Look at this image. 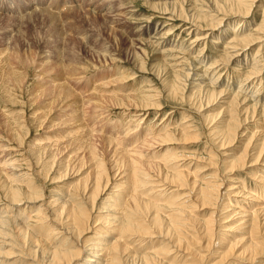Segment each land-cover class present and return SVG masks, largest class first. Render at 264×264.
I'll return each instance as SVG.
<instances>
[{"label": "rangeland", "instance_id": "obj_1", "mask_svg": "<svg viewBox=\"0 0 264 264\" xmlns=\"http://www.w3.org/2000/svg\"><path fill=\"white\" fill-rule=\"evenodd\" d=\"M211 1L0 0V58L5 55L3 59H10L6 61L8 69L2 74L5 75L3 82L0 79V160L19 159L5 173L14 177L29 174L40 188L33 195H43L49 201L59 194L74 191L77 184L88 180L92 170L87 164L76 165L67 173L58 174L60 164L54 169H45L43 158L42 161L36 158L28 148L34 145L57 147V160L66 152L63 160L68 164L77 153H73L74 148L66 151L65 146H72L71 135L79 130L81 134L77 138L88 133L86 135L94 139L96 135L95 143L100 147L103 142L104 148L113 145L122 151L143 148V152L139 150L141 156L138 155L141 158L145 155L139 172L132 169L129 157L125 160L128 164L117 161L116 156L111 160L105 157L104 168L111 188L100 192L93 220L101 216L103 208L111 205L117 194L114 190H118L113 187L118 180L121 181L119 190L128 188L136 180L140 191L143 188L144 191L163 190L164 201L172 200L174 205L188 201L190 207L185 203L189 209L187 214H191L195 224L191 223L192 230L201 232V225L217 214L219 238L215 237L212 251L207 252L203 248L205 242L199 238L192 251H174L178 254V263L248 264L242 260L229 262V259L224 263L219 254L227 245L222 246V241L218 246V242L223 238L227 244H232L245 237L239 231L241 222L237 223L241 218L239 208L245 207L251 199L255 203L260 201L258 204L264 202V156L255 163L248 155V165L243 168L230 164L247 149H251L247 151L250 155L258 153L262 149L260 144L264 143V115L261 113L264 106V0H245L248 4L245 2L247 7L241 12L248 15L228 13L227 0ZM216 2L224 10L217 9ZM218 20L222 25L215 29ZM230 41L232 45L237 44L232 46ZM228 56L234 57L233 61L229 62ZM208 91L221 94L210 99ZM254 104L258 105L255 112ZM230 130L236 135L232 141H229ZM106 138L113 139V144L105 142ZM131 154L132 159L136 158ZM143 168L147 169L140 173ZM176 171L189 175L187 187L172 183L178 174ZM144 172L148 177L143 176ZM118 173H122V179ZM0 174L2 209L9 202L3 197L10 184L7 177H3L4 173ZM63 174L67 176L62 180ZM206 185L218 187L221 193V197L217 193L216 206L205 208L201 203L190 201L191 197H197L195 194L200 187ZM259 196L262 198H256ZM27 202L24 200L19 206L27 209L26 216L36 209L35 205L31 210L32 205L28 204L32 202ZM174 205H170L171 209H176ZM118 212L112 215L118 217ZM49 217L52 220L51 214ZM43 230L39 229V233L44 234ZM60 232L58 230V234ZM153 242L154 245L147 242L146 245L150 244L147 248L163 247L166 243L163 237ZM185 253L188 257L183 255ZM89 254L84 255L90 257ZM14 255H4L8 264L14 261L16 264H44L39 254L36 262L19 261ZM192 257L194 262L190 260ZM89 259H93L91 264L98 262L94 257ZM169 259H173V255ZM256 264H264V253Z\"/></svg>", "mask_w": 264, "mask_h": 264}, {"label": "bare ground", "instance_id": "obj_2", "mask_svg": "<svg viewBox=\"0 0 264 264\" xmlns=\"http://www.w3.org/2000/svg\"><path fill=\"white\" fill-rule=\"evenodd\" d=\"M228 1H230V0H227L225 2V5L230 3V4L226 5L230 9L229 10L227 8L229 10L227 12L230 14L231 13L232 14L243 13V12H241L242 8L247 7V4H248L245 0H239V1L237 0V2H233L232 0H231L232 2H228ZM210 3H212V1ZM155 6H157V4ZM216 7H217V9L222 8V5L217 4V2H216ZM245 9H247V8H245ZM223 10H221V11H223ZM207 11L209 12V10H206V12ZM216 11L214 13H216ZM223 12H225V11H223ZM219 13H221V12H219ZM216 14H218V13H216ZM248 14L249 13H246V14L243 13V15H248ZM223 15H225V13ZM199 18H201V16H199ZM202 19L203 18H201L199 20L202 21ZM218 21H219V23H217L214 26L215 29L219 28L222 25V22H220V20H218ZM194 23H192V24H194ZM213 25H214V22H213ZM214 27H212V28H214ZM231 41H230V43L232 45ZM242 41H243V39L240 40L239 42L242 43ZM235 43L236 42H234V44H233L234 46H235ZM230 48H232V47H230ZM4 56L2 55V57L0 58V71H1L0 79L1 80L4 79L3 77L5 76L2 74L4 73L5 69L9 66V65L7 66V64L9 62L6 63V61L8 59H6V60L3 59ZM233 58H230L229 62L233 61L232 60ZM9 69H10V67H9ZM252 69H255V68H252ZM256 71H258V69ZM187 77L188 76H186V80H187ZM5 79H6V77H5ZM2 82H3V80H2ZM179 87L182 88V86H179ZM183 87H184V85H183ZM178 91H179V88H178ZM240 91L238 92V94L240 93ZM241 92H244V91H241ZM201 93H202V91H201ZM219 94H221V93L217 94V92H215V91L214 92L208 91L207 95L209 96V98L210 97L213 98L214 96H218ZM236 95L234 97H237ZM77 98L78 97H76L75 100L78 101ZM103 99H105V98H103ZM147 99H149V98H147ZM233 101L236 102L235 99H233ZM253 106H254V109H253L254 112L257 111L258 105L254 104ZM262 107L263 108H261V113L264 115V106H262ZM259 109H260V106H259ZM12 116H14V115H12ZM10 118L12 120V117H10ZM14 118H16V121H17L18 118L15 116H14ZM80 122L82 123L81 120H80ZM16 123L18 124V122H15V124ZM233 130H234V128H233ZM13 131H11V132H13ZM231 131L232 130L229 131V133H230L229 141L230 140L232 141L233 138L236 136L234 133L235 131H233V132H231ZM79 132H80V130L77 133H73L71 135V137L73 138L71 140L72 146H70V145L65 146L66 151H69L70 149L74 148L73 153H77L76 156L74 157V159L72 158L73 161L68 163V164L67 163L64 164L65 160H63V157L66 154V152H64L62 155L60 154L61 157L57 160V154H56L57 147L49 146L48 148H46V147H37V145H34V148H28L29 153L34 152V156L36 158L40 159L41 161L43 158L42 163L46 164L45 169L50 167V170H51L53 167L56 168L60 164V166L57 169L58 174L62 171H64V172L66 171L65 173H67L72 167H74L76 165H82V166H85L86 164L89 165L90 170H92V171H91V175L89 176L88 180L84 181V183L81 182V183L77 184L75 186L74 191L73 190L70 191L68 193V195H60L58 193L59 191L58 192L56 191L59 194V195H57L59 197H57L56 199H51L49 201L48 200L46 201L45 196H43V195H39V194H37L38 196L33 195V194H35L36 190L39 188V187H37L38 185L34 184L33 180H35V179H33V177L31 178L30 176H28L29 174H27L25 176L20 175L21 172L18 174V176L20 175V177H14L12 174L10 175L8 173H5V171L8 170L10 168V166H12L14 163L16 165V162H19V159H17V160L12 159V160H6V161L4 159L0 160V173H4L5 176L2 174L3 177H7L6 181L11 186V189H9V187H10L9 186L8 189L6 190V185L4 182H2V183H4V187H5L6 192H5L4 188H3V190L5 193H7V195L4 196L3 198H5L4 199L5 201H9V202H7L8 203L7 206L3 207L2 209L0 208V264H8V262L6 261L7 258H4L5 257L4 255L11 256L14 254L15 255L13 256V258H16V259L20 258L19 261L32 260L34 262H36L35 259L37 258V255L39 254L40 258L41 257L43 258L44 264H91V263H94L93 259H89L92 257L96 258L97 259L96 261H98V262H95V264H180V263H178L179 257L177 259V256H176L178 254L175 255L174 251H176V252L178 250L180 252L192 251V248L195 246L194 243H197L199 241L198 240L199 238H201V240L205 242V245L203 246V248L208 250L207 252L212 251V247L214 246V243H215V240H214L215 237L219 238V234H218L219 228L217 227L216 221H215L217 214H215L214 216H211L209 220H206L201 225V227H200L201 232H199V230L196 228H194L196 230H192L193 228L190 229V227L193 226L194 223L191 221V218H190L191 214L190 213L187 214L188 208L185 205V203L188 205V203H187L188 201H186L185 203L183 202V204H181L182 201L181 202L179 201L180 202L179 204H181V205L175 204V205H177L178 208L176 207V209H171L173 206H170V205H174V202H172V200H170L172 202V203H170V201L167 202V201L163 200V198H164V194L162 192L163 190L158 191V192H155L154 189L144 191L143 190L144 188H143L142 190L144 192H142V190L140 191V189H139L140 183H138L136 180H134V182L132 181L133 182L132 184L128 183L129 187L125 188L123 190H119L121 187V185H120L121 181L120 180H118L116 182V184L114 183L115 186L113 187V189L118 188V190H117L118 192L114 190V193H117V194L115 195L113 201L110 202L111 205L106 207V208H103L102 211L103 210L104 211L102 213H99L101 216L96 217V219L93 220V214H94L93 210H94V206L96 205V202L100 196V192L104 191V190L107 191L108 188H111L110 187L111 180H110L109 174L105 171V168H104L106 165V164H104V161L106 160L105 157L110 158V160H111V158L113 159V157L116 156L115 159L117 161H121L122 164H123V161L127 163V161H125V160H127V159L129 160V158H130L129 162H130V165L132 166V169H134V171H138L139 166L140 167L143 166V163L141 164V159L145 155L143 156V154H142V158L138 157V155L141 156V153L139 152V150L142 149V152H143V148L136 150V151H135L136 148L134 149L132 147H131V149L129 148L127 150L125 149L126 151H122V148H117L118 146L113 147V145L109 146V148H107V147L104 148L102 146V144H103L102 140L103 139H101V142H102L101 147L98 145L100 147L99 148L97 146V144L95 143L96 142L95 139H98V138H96L97 136L95 134H94L95 135L94 139L92 138V135H91V138H90V135H86L88 133L85 134L86 136L82 135L83 136L82 138H77V135L81 134ZM126 132H127V130H126ZM89 133L91 134L92 132H89ZM150 133H152V131ZM14 134H16V133H14ZM147 136L150 137V135H147ZM220 136H221V134H220ZM255 136H257V135H255ZM260 136H262V135H260ZM151 137H154V135ZM259 138H257V139H259ZM91 139H93V140H91ZM110 139L111 138H106L104 140H105V142L108 141V142L113 144V139H111V140ZM260 140H261V138H260ZM263 140H264V137H263ZM235 141H236V139H235ZM97 142H99V140ZM101 142H99V144ZM227 142H228V140H227ZM118 143L121 144V142H118ZM86 144L88 147H86ZM231 144H233V143H231ZM124 145H126V144L124 143L122 147H124ZM144 145H145V143H144ZM107 146H108V143H107ZM137 146L139 147V145H137ZM258 146L259 145L256 144V147H258ZM134 147H135V145H134ZM260 147H262L261 151L258 150L259 151L258 153L252 152L251 155H250V153L249 154L247 153V151H250L251 149L250 150L247 149L245 151V153L243 152L244 153L243 156H240L238 159H236V161H233L230 164L232 166H234V168L236 166H240V165L242 166L241 168L246 167L248 165V162H249V161L248 162L246 161L248 159V155H249V157H251V156L253 157L252 160H254L255 163H259L260 159L264 156V143L260 144ZM101 148H102V150H101ZM220 148H221V146H220ZM81 152H84V153H81ZM253 153H256V154L253 155ZM130 154L134 155L136 158L132 159ZM73 156H74V154H73ZM118 157H120V159ZM127 157H129V158H127ZM44 158H46V160ZM8 159H11V158H8ZM98 159H101V161ZM24 160H25V158H24ZM170 160L173 161L172 158ZM233 160H234V158H233ZM113 161L111 163H114ZM254 161H252V162H254ZM36 162L38 163L39 161H36ZM166 162H169V160ZM107 163H110V162H107ZM211 164H213V163H211ZM17 166L20 167V165H17ZM147 166H148V164H147ZM232 166H230V167L232 168ZM127 169H130V168H127ZM146 169H144V168L141 169L140 173H141V171H144V170L146 171ZM131 171H133V170H131ZM10 173H13V172L11 171ZM177 173L178 174L174 177L172 183L175 185H178L179 187H187L189 184L188 183L189 182V178H188L189 175H186L181 171L177 172ZM47 174L45 175L46 177H47ZM118 174H120V173H118ZM143 174H144L143 176L147 175V173H145V172ZM8 175H10L12 177H10ZM120 175L122 176V173ZM120 175H119V177H120ZM0 176H1V174H0ZM66 176H67L66 174H63L61 176V179L62 180L65 179ZM116 176L117 175H115L114 178H116ZM124 177H126V175ZM127 177H128V174H127ZM147 177H148V175H147ZM122 178H123V176L120 177V179H122ZM1 181H3V180H1ZM7 182H6V184H7ZM211 182H212V180H211ZM124 184H125V181H124L123 185ZM143 184H144V182H143ZM146 184H147V182H146ZM209 184H212V183L209 182ZM218 190H219L218 187H215L213 185L212 186L206 185V186L200 187L197 194H195V195H197V197H195V198L191 197L190 201H194V203H196V204L201 203L202 207H205V208L207 206H211V207L216 206L217 205L216 201L218 198L217 197ZM37 191H39V190H37ZM67 191H69V190H67ZM5 193H4V195H5ZM253 193H256V192H253ZM253 193H251V194H253ZM218 195L220 196L221 193L220 194L218 193ZM259 195H260V193H259ZM263 195H260V196H263ZM260 196L256 197V198H258V199L262 198ZM256 198H254V200ZM39 199H43V201H40ZM258 199H256V201ZM24 200L28 201L27 203L32 202V203L28 204V205H32V207L30 206L31 210L36 205V209L32 210V212L30 211V213H28L27 216H26L27 209L25 208L24 210H22L19 207V206H21V203ZM199 200H201V201L199 202ZM44 202H46V204ZM217 202H219V201H217ZM247 202L248 203L246 204L245 207L239 208L241 210L240 211V215H241L240 217L241 218L237 222V223L241 222L239 231L242 233V237H243V234L245 235V237H243L240 240H237L236 242H234L232 244H227L228 242H226V240L223 238H222V240L219 239L218 246H221L222 241L224 242L222 244V246L227 245L226 246L227 248L226 247L223 248V250L224 249H226V250H224L223 253L219 254L221 256L220 260L224 261V260L229 259L228 260L229 262L231 260L232 261L242 260L248 264H256L257 260L259 258H261V256L264 253L263 252V250H264V235H263V233H264V202L262 204H258L260 201L255 203V201L253 202L252 199H251V201L248 200ZM166 204H169V205H166ZM255 204H257V205H255ZM38 205H40V206H38ZM258 207H259V209H256ZM174 210H176V211H174ZM117 211H119L118 217L113 216L112 214L117 213ZM50 214L52 216V220L49 217ZM53 218H55V219H53ZM99 218H100V220H99ZM51 222H53V223H51ZM32 223H35L36 225H34V224L31 225ZM191 223H193V224H191ZM189 224H190V226H189ZM98 225H100V226L97 229ZM112 225H114V226H112ZM195 227H197V226H195ZM39 229L40 230L44 229L43 231L45 233L44 234L42 232L39 233ZM94 229H96L95 234L93 233ZM58 230L61 231L60 234H58ZM191 230L193 233L191 232ZM190 232H191V234H190ZM158 237L164 238V242L166 241L165 246L158 247L157 245H155L157 247H153L151 245V247H153V248H151L150 246L147 248V246L150 245V244L146 245L147 242L148 243L152 242L154 245V243L157 241H155V242H153V241L156 240ZM164 242H163V244H164ZM149 248L151 250H149ZM173 248H175V250H173ZM140 250H142V251H140ZM89 251H93V252H89ZM201 251H200V253H201ZM87 253H90L89 255H91V256L86 257L84 254H87ZM186 254H187L186 257H188V253H185L183 255H186ZM172 255H173V259H171L172 260L171 261L169 259V257ZM193 256H194V254H193ZM203 256H204V258H206L205 255H203ZM2 258H4V259H2ZM193 258L194 257H192V259ZM187 259H189V258H187ZM187 259L185 261H187ZM192 259H190L191 262H194L195 258L193 260ZM200 259L202 260V258H200ZM168 260H170L171 263L168 262ZM40 262H42V261H40ZM217 262H218V260H217ZM224 263H225V261H224ZM13 264H16V262L14 261ZM22 264H23V262H22ZM36 264H39V263L37 262ZM183 264H188V262H184ZM193 264H196V262H194ZM201 264H203V263H201Z\"/></svg>", "mask_w": 264, "mask_h": 264}]
</instances>
